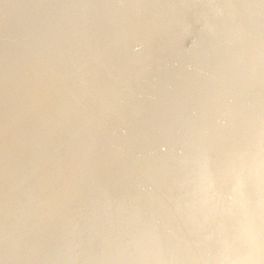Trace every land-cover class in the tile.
<instances>
[{
    "label": "bare ground",
    "instance_id": "bare-ground-1",
    "mask_svg": "<svg viewBox=\"0 0 264 264\" xmlns=\"http://www.w3.org/2000/svg\"><path fill=\"white\" fill-rule=\"evenodd\" d=\"M48 1L0 58V264H264V0Z\"/></svg>",
    "mask_w": 264,
    "mask_h": 264
},
{
    "label": "water",
    "instance_id": "water-1",
    "mask_svg": "<svg viewBox=\"0 0 264 264\" xmlns=\"http://www.w3.org/2000/svg\"><path fill=\"white\" fill-rule=\"evenodd\" d=\"M50 2H51V0L48 1V4ZM48 4L45 3L44 5L49 6ZM53 4H54V6H59L60 8L64 7L63 3L61 1H59V0H53ZM18 6H20V4L17 3V0H0V54L2 55V56H0V58L3 57L4 60H7V61L11 60V59H9V57H12L13 55H11L10 53H9V56L6 53L4 54L3 51H2V48L10 46L13 49V46H15L16 44L17 45H20V44L22 45V41L21 40L23 39L24 36H26L28 34L27 30H24L22 28L20 30L19 29L20 26H18V25L15 26L14 23H13L12 19H13V15H14V13H13L14 12V8L15 7L17 8ZM49 7H51V5ZM6 87H7V84L3 83L0 80V92L2 94L6 93L5 94L6 96L1 97V101H3L1 103V107L3 106V108H0V109L1 110L4 109V110L0 111V116H3L5 114V112H7V108H8V110H11L12 112L9 113L7 116H9L11 118L18 117V119H19V114L22 113V111L23 112L25 111V104L23 103L24 102V98H22L23 94H22L21 91H18L17 89H15V87L12 88L13 89V93H9L8 94L6 92ZM187 127L185 128L186 132L192 131V133H194V127L195 126L189 125ZM163 132H166V131H163ZM172 132H173V129H171L167 134H164V137H162V140L165 139L168 142L172 141V139H170L171 138L170 136H171ZM160 133L161 132H159V134ZM150 138L153 139L151 136H150ZM187 140H188V138H187ZM144 145L146 147V143ZM68 171H71V170L63 169V173H65V174H67ZM73 174H74V172H73ZM14 216H16V215L15 214L13 215V220L11 221V227H12L11 231H12L13 234H18V232H19L18 231V227H17L18 226V220L14 219V218H16ZM14 243L18 244L16 238L14 239ZM3 244H4V242L2 243V245ZM8 245H10V244L8 242H6V244H4L3 247L0 246L1 247L0 248L1 252L4 251L5 249H7L9 247Z\"/></svg>",
    "mask_w": 264,
    "mask_h": 264
}]
</instances>
